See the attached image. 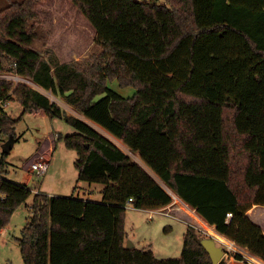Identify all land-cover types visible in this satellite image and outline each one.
Returning <instances> with one entry per match:
<instances>
[{"label": "trees", "instance_id": "trees-1", "mask_svg": "<svg viewBox=\"0 0 264 264\" xmlns=\"http://www.w3.org/2000/svg\"><path fill=\"white\" fill-rule=\"evenodd\" d=\"M44 1L10 0L0 10V74L33 82L86 120L23 82L0 79V101L17 100L24 113L42 110L72 126L76 132L59 139L77 153L79 181L103 185V200L9 181L2 152L0 234L34 194L19 239L24 263L213 264L201 244L206 237L192 225L178 259L127 248V207L163 209L174 196L264 263V231L248 214L264 207V0H70L102 48L89 62L71 63L32 47ZM112 81L135 95L121 96ZM16 124L0 105V139H17Z\"/></svg>", "mask_w": 264, "mask_h": 264}, {"label": "rangeland", "instance_id": "rangeland-1", "mask_svg": "<svg viewBox=\"0 0 264 264\" xmlns=\"http://www.w3.org/2000/svg\"><path fill=\"white\" fill-rule=\"evenodd\" d=\"M7 1L0 0V10L8 4ZM139 1L165 3V0ZM36 10L39 13L40 23L36 29L37 38L32 45L34 49L43 53L46 50H51L62 63L89 62L102 51L97 43L96 30L70 0H45L36 6ZM33 22L34 20L31 21V23ZM5 75L13 76V74H0V76ZM0 79L14 83L15 87L18 85L17 80L12 77H0ZM32 84L34 83L32 82ZM108 84L112 90L125 98L135 95L136 89L134 87H122L117 81ZM48 93L51 100L60 105L69 116L86 120L81 114H77L71 106L67 105L62 98H57L52 93ZM5 111L17 120V139H15L16 142L11 153L7 154L5 159L6 173L4 176L7 180L26 185L32 190L42 187V192L46 195L74 196L80 197V199L89 197L87 199L89 201L102 202L101 190L103 185L79 181V172L75 166L77 153L66 146L63 138L59 139V137L74 134L76 131L72 126L64 119H50L40 110L24 113V107L17 100L10 99ZM108 137L111 138L109 135ZM111 139L119 148L130 155L133 162L141 165L159 182V178L137 155L130 152L127 147L115 139ZM9 140V137L0 139V161L2 146ZM41 154H44L45 157H41L40 161L48 163L49 170L47 174L39 177L32 170V163ZM90 186H92L93 193L85 194L84 189H89ZM33 200L34 194L14 212L7 226L2 230L0 234V264H25L19 239L22 236V229L32 215L30 206ZM151 211L155 210H139L132 206L127 207L126 230L129 235L127 244L130 241L137 248L152 250L159 260L178 259L182 256L187 225H192L201 235L206 238L214 237L218 246L224 247L226 253L224 260L227 264H260L262 262L257 258L253 257V259L245 250L234 244L233 247H229L217 239L205 225L190 214V211H195L187 208L182 202L180 205L176 199L169 208L165 209L163 214ZM254 213L258 223L264 225V207L261 206ZM202 222L211 227L203 219ZM236 254H242L246 261H238L235 258Z\"/></svg>", "mask_w": 264, "mask_h": 264}, {"label": "water", "instance_id": "water-1", "mask_svg": "<svg viewBox=\"0 0 264 264\" xmlns=\"http://www.w3.org/2000/svg\"><path fill=\"white\" fill-rule=\"evenodd\" d=\"M14 143H15V139L10 138V140L8 142L3 144L2 152L6 153V154H10L12 151ZM201 244L206 249L208 254L210 255L213 264H219L224 259L225 255H226V253L224 251V247L218 246L217 240L214 237L211 236L209 238L203 239ZM134 247H135V245L129 241L127 244V248L130 249V248H134Z\"/></svg>", "mask_w": 264, "mask_h": 264}, {"label": "crops", "instance_id": "crops-1", "mask_svg": "<svg viewBox=\"0 0 264 264\" xmlns=\"http://www.w3.org/2000/svg\"><path fill=\"white\" fill-rule=\"evenodd\" d=\"M7 1V0H6ZM9 1L10 0H8L7 2H8V4H9ZM12 1H23V0H12ZM7 4V5H8ZM6 5V6H7ZM5 6V7H6ZM5 7H3L2 9H4ZM1 9V10H2ZM11 77L10 75H5V76H0V77H2V78H5V77ZM12 78H15L14 77V75L12 76ZM34 88H36L37 90H39L40 92H42V93H44V94H46V93H48V92H46V91H44L42 88H40L39 86H37V85H34ZM53 102H54V100H52ZM35 111V110H34ZM40 111H42V110H40ZM43 112V111H42ZM44 113V112H43ZM78 114V113H77ZM15 142H16V140H15ZM13 149V148H12ZM49 157H50V154L48 155ZM41 157H45L44 156V154H41V155H39L34 161H33V163H32V166H33V164H35V163H37V162H41L40 160H41ZM50 162H51V160H50ZM48 173V172H47ZM46 173V174H47ZM94 184V183H93ZM85 190V194L87 193H93V190H92V186H90V188L89 189H84ZM35 192H39V193H43L42 192V187L40 188H38L37 189V191H35ZM80 198V197H79ZM89 197H84V199H88ZM176 200H178V201H181L179 198H177ZM182 202V201H181ZM183 203V202H182ZM173 204V203H172ZM184 204V203H183ZM185 205V204H184ZM185 206H187V205H185ZM258 206H255V207H253L250 211H249V217L251 218V220L253 221V222H255L256 224H258L262 229H263V231H264V225H262V224H260V223H258V221H257V218L255 217V213H254V211H256V210H258L260 207H258ZM187 208H189L188 206H187ZM257 208V209H256ZM256 209V210H255ZM192 210V209H191ZM150 211V210H149ZM227 239V238H226ZM135 247H136V245H135ZM137 248V247H136ZM138 249H140V248H138ZM253 258V257H252ZM254 259V258H253Z\"/></svg>", "mask_w": 264, "mask_h": 264}, {"label": "built area", "instance_id": "built-area-1", "mask_svg": "<svg viewBox=\"0 0 264 264\" xmlns=\"http://www.w3.org/2000/svg\"><path fill=\"white\" fill-rule=\"evenodd\" d=\"M14 75V74H13ZM12 77V76H11ZM14 77L15 78H13V79H16L17 81V83H21V82H23V83H26V84H30V85H34V84H32V82H30V81H28V80H26V79H23V78H20L18 75H14ZM15 81V80H14ZM51 93V92H50ZM45 95H47L49 98L51 97L50 95H49V93H46ZM51 99V98H50ZM8 104V102H4V101H0V105H2L3 107H6V105ZM32 170L34 171V172H36L37 174H38V176L39 177H42V176H44L47 172H48V170H49V165H48V163H43V162H37V163H35V164H33V166H32ZM37 193H39V192H37ZM174 199H177V197L176 196H174ZM133 200L132 199H130V202H132ZM167 208H169V207H166V208H163V209H158V210H155V211H151V212H154V213H161V214H163V212L165 211V209H167ZM229 216H231V215H229Z\"/></svg>", "mask_w": 264, "mask_h": 264}, {"label": "bare ground", "instance_id": "bare-ground-1", "mask_svg": "<svg viewBox=\"0 0 264 264\" xmlns=\"http://www.w3.org/2000/svg\"><path fill=\"white\" fill-rule=\"evenodd\" d=\"M179 202H180V205H181V201H179ZM182 206H183V205H182ZM190 214H191L193 217L197 218L198 221H200L203 225H205V227H207L208 231H209L212 235H214L217 239H219L220 241L226 243V245L229 246V247H233V246H234L232 242H230V241H229L228 239H226L224 236H222L221 234H219V233H218L213 227H208V226H206V224H205L204 222H202V218H201V217H198V216L195 214V212L190 211ZM259 262H260V261H259ZM260 264H264V263L260 262Z\"/></svg>", "mask_w": 264, "mask_h": 264}]
</instances>
